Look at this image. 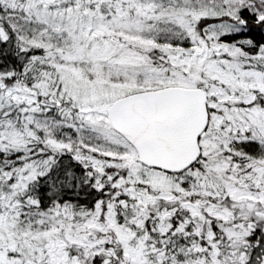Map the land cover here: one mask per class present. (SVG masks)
Returning <instances> with one entry per match:
<instances>
[{
    "label": "snow or ice",
    "instance_id": "snow-or-ice-1",
    "mask_svg": "<svg viewBox=\"0 0 264 264\" xmlns=\"http://www.w3.org/2000/svg\"><path fill=\"white\" fill-rule=\"evenodd\" d=\"M0 264H264V0H0Z\"/></svg>",
    "mask_w": 264,
    "mask_h": 264
}]
</instances>
